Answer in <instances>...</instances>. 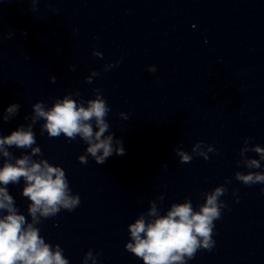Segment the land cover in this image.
I'll list each match as a JSON object with an SVG mask.
<instances>
[{
    "label": "clouds",
    "instance_id": "9594fccd",
    "mask_svg": "<svg viewBox=\"0 0 264 264\" xmlns=\"http://www.w3.org/2000/svg\"><path fill=\"white\" fill-rule=\"evenodd\" d=\"M37 0H33L36 3ZM94 55H100L94 53ZM107 67L105 71H107ZM155 67L150 66L149 71L155 72ZM98 75V73H93ZM54 82L55 77H50ZM20 105L12 104L6 111L9 114L4 119L16 114ZM33 123L38 119L45 121L43 130L48 137L58 138L63 135L69 140L77 136L87 142V153L97 164H103L115 153L117 156L125 155L123 142L115 141L114 136L104 133L109 130L106 117L111 111L102 95L97 94L95 99L87 102V107L68 96L57 100L53 106L45 110L42 102L33 105ZM121 118L128 119L125 113L119 114ZM98 130L94 131L93 123ZM36 137L29 125L12 131L10 135L0 137V154L5 158L0 167V264H69L62 255V249L57 245L55 250L40 235V229L34 225L39 224L40 218L45 219L56 216L62 209L73 211L80 204L78 195H70L69 181L62 167L51 166L46 160L35 162L31 155L40 154L39 147L33 148ZM31 149V155L14 158L8 148ZM199 147L194 146L193 151ZM213 149L210 147L209 151ZM261 159H264V148L254 149ZM181 163H189L192 157L186 152L176 149ZM203 155V153H200ZM14 159V163L10 162ZM205 156V160H207ZM82 164L87 163V157H78ZM166 167V166H165ZM247 167L259 168L257 160L247 161ZM21 178L24 181L22 196L31 203L27 207L31 222L18 213L15 201L8 193L9 184L17 185ZM236 180L246 186L264 184V173L249 172L248 174L236 173ZM231 181H226L230 183ZM264 191V189H262ZM227 192L224 185L216 187L209 193H204L206 199L199 205V210H194L192 201L187 199L184 203H174L166 215H157L155 204L148 211L149 216L156 217L146 222L144 215L130 224L132 243L126 244V250L141 259L144 264H186V259L194 258L198 250H211L214 246L213 234L215 221L221 218L222 209L227 205L220 199ZM235 194V193H234ZM91 254L89 253V256Z\"/></svg>",
    "mask_w": 264,
    "mask_h": 264
}]
</instances>
